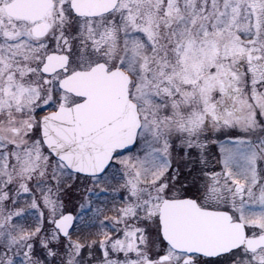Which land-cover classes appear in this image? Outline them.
Returning <instances> with one entry per match:
<instances>
[{"label":"snow or ice","instance_id":"obj_1","mask_svg":"<svg viewBox=\"0 0 264 264\" xmlns=\"http://www.w3.org/2000/svg\"><path fill=\"white\" fill-rule=\"evenodd\" d=\"M0 264H264V0H0Z\"/></svg>","mask_w":264,"mask_h":264}]
</instances>
